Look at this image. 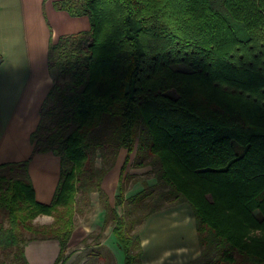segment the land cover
Returning a JSON list of instances; mask_svg holds the SVG:
<instances>
[{
	"label": "trees",
	"instance_id": "1",
	"mask_svg": "<svg viewBox=\"0 0 264 264\" xmlns=\"http://www.w3.org/2000/svg\"><path fill=\"white\" fill-rule=\"evenodd\" d=\"M54 5L91 23L50 43L53 85L31 133L33 152L60 156V179L51 202L42 203L29 158L0 164V250L29 264V241L57 239L54 264L64 263L76 215L97 191L103 227L112 222L125 264H142V246L118 207L149 206L141 224L182 201L193 209L201 246L187 264H264V0ZM121 149L111 205L101 183ZM133 152L132 164L151 165L157 183L126 197ZM42 214L53 220L36 223ZM96 245L89 252L96 261L87 264H115L111 250Z\"/></svg>",
	"mask_w": 264,
	"mask_h": 264
},
{
	"label": "crops",
	"instance_id": "2",
	"mask_svg": "<svg viewBox=\"0 0 264 264\" xmlns=\"http://www.w3.org/2000/svg\"><path fill=\"white\" fill-rule=\"evenodd\" d=\"M55 1L0 0V164L29 158L28 172L35 198L42 203L53 199L61 174L60 156L50 151L33 152L31 141V133L40 121L42 103L53 85L49 45L62 34L91 27L87 15L72 16L56 8ZM124 151L120 150L115 165L105 173L101 183L111 205L118 193ZM140 190L130 189L125 196ZM76 216L68 247L89 244L86 239L91 241L97 237L91 244H104L111 250L115 264H125V254L113 232L112 222L103 227L104 209L98 207ZM36 219L40 223L53 220L47 214ZM96 229L102 234L94 235ZM137 232L142 264H187L201 253L195 215L186 201L150 213ZM24 251L29 264H54L60 243L57 239H36L29 241Z\"/></svg>",
	"mask_w": 264,
	"mask_h": 264
},
{
	"label": "rangeland",
	"instance_id": "3",
	"mask_svg": "<svg viewBox=\"0 0 264 264\" xmlns=\"http://www.w3.org/2000/svg\"><path fill=\"white\" fill-rule=\"evenodd\" d=\"M170 93L175 94L174 91H170ZM124 152H126V150ZM100 153L101 152L98 149L95 158V164L97 165V167H101L102 164V158ZM133 157L134 152L131 155V160L128 163L126 171L123 175L124 184L126 187L125 192L130 189L135 190L138 188H141L142 190L146 186L154 187V184L157 183V178L155 176L156 174L153 167L151 165L136 167L132 164ZM92 193L91 196H93L94 203H92L93 201L91 197V203L84 206V213L81 214L82 216L87 213H90L91 211H94V209L98 207H101L99 203V193L97 191H94ZM130 207V211H125L124 207L121 205L118 207V211L120 212V214H123L125 218L131 222V224H133V227H131L130 229L132 230V232H134L137 231V228L140 225V221L149 211L150 207L145 205H142L136 209H134L132 206ZM35 222L40 223V221H37V219H35ZM98 232H101L100 229H96L93 234L95 235ZM96 236H99V234ZM96 239L92 238L91 241H88V239H86L89 244H76L72 247H68L65 251L67 259L62 264H87L90 260L95 262L96 260L89 255V252L91 249L96 248V244H91V242H94V240ZM0 264H16L12 259L11 252H9L7 249L0 250Z\"/></svg>",
	"mask_w": 264,
	"mask_h": 264
},
{
	"label": "clouds",
	"instance_id": "4",
	"mask_svg": "<svg viewBox=\"0 0 264 264\" xmlns=\"http://www.w3.org/2000/svg\"><path fill=\"white\" fill-rule=\"evenodd\" d=\"M258 230H253V232L250 233V235H258Z\"/></svg>",
	"mask_w": 264,
	"mask_h": 264
}]
</instances>
